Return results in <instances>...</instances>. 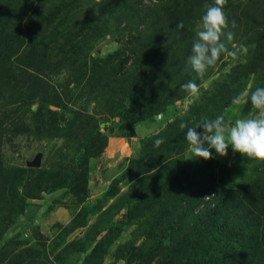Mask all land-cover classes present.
Returning <instances> with one entry per match:
<instances>
[{
	"label": "rangeland",
	"instance_id": "374dc122",
	"mask_svg": "<svg viewBox=\"0 0 264 264\" xmlns=\"http://www.w3.org/2000/svg\"><path fill=\"white\" fill-rule=\"evenodd\" d=\"M136 1L139 0H133ZM213 2L190 0L185 8H173L169 3L165 5L164 0H140L138 7L144 18H148L143 20L130 13L132 0H0V46L8 36L17 37L12 50L9 48L11 55L0 66V79H3L0 81V122L16 115L15 124L7 130L0 145L3 168H43L52 178L63 179L70 161L55 153L67 141L62 137L49 138L44 132L55 117L65 124L75 119L76 113L80 120V114H95L94 99L99 96L97 80H87L90 69L84 71L87 74L81 82L73 78L74 69H79L82 59L96 65L94 57L98 62L110 58L113 65L118 64L123 70H134L129 97L124 101L129 111L135 110L133 114L136 112L133 105L140 111L149 103L156 107L166 102L167 106L164 112L157 113L154 121L135 123L130 119L119 126V118H116L103 126L102 132L109 142L99 157L88 161L90 179L84 203H77L76 196L70 191L64 192L65 188H42L41 195L30 194L24 181H20L17 189L24 199V211L11 218L9 212L14 214V209H8V216L0 213V264H19L18 258L28 253L36 255L35 264H83L102 238L104 243L100 242L101 250L91 264L169 263L156 254L155 245L162 238L161 248L172 246L173 237L178 243L182 242L179 230L174 234L169 231L174 217H162L160 223L157 218L159 224L154 227L151 223L155 212H148L152 210L150 207L140 218L130 209L132 203L125 198L132 184L129 178L113 181L121 177L129 159L138 154L150 135L177 119L179 128L194 104L199 121L195 125L204 118L215 119L220 115L232 124L237 119L259 115L250 102V94L257 87H264V45L260 28L253 25L246 10L235 19L232 18L234 11L230 12L232 7L228 10L227 5L224 6L229 21L235 20L236 24L235 28L230 26L226 30L234 34L231 41L221 38L232 54H222L203 77L187 63L201 27L203 6ZM96 19L99 24L95 28L91 26L88 31L89 28L82 27L84 20ZM4 21H8V29ZM180 22L184 25L182 29L177 28ZM20 43L23 45H16ZM70 55L75 65L68 64ZM172 63L179 65L177 78L181 79L175 81L174 77L164 75L152 86L147 102L135 101L139 84H146L162 68L166 72ZM231 80L235 81L228 95L231 97H219L218 87ZM188 81L199 85L198 96L182 90L181 86ZM123 86L120 83L116 87ZM35 90L40 91L46 102L33 96ZM162 91L167 97L161 93L157 98L155 93ZM238 96L240 101L234 103ZM84 105L87 107L82 108ZM76 125L81 126L78 122ZM87 129L86 123L81 132L78 130L79 135ZM132 132L134 136H125ZM111 138L119 139V143L115 145ZM184 141L180 164L189 169L204 159L195 157L185 137ZM39 152L42 153L41 165H29ZM212 156L207 161L214 165L218 184L236 186L264 179V161L234 153L231 147L226 157L217 155L214 149ZM202 178L197 175L198 182H202ZM113 183L116 189L110 191ZM94 204L99 210H93ZM86 207L92 208L81 214ZM191 226H184L182 230L186 232ZM65 249L67 253L62 254ZM181 251L186 254L188 249ZM209 264L214 262L210 260Z\"/></svg>",
	"mask_w": 264,
	"mask_h": 264
},
{
	"label": "trees",
	"instance_id": "16d2710c",
	"mask_svg": "<svg viewBox=\"0 0 264 264\" xmlns=\"http://www.w3.org/2000/svg\"><path fill=\"white\" fill-rule=\"evenodd\" d=\"M139 1L135 3L132 0L129 11L136 19L147 20L148 18H144L145 16L142 15L141 9L138 7ZM189 1L164 0L165 5L169 3L173 8H182V6L185 8ZM227 3L226 8L229 10L232 7L230 12L234 11L232 18L241 17L243 10L248 12L253 25L260 28L264 45V0H257L255 3L248 0H239V2L238 0H229ZM27 11L28 9L24 11V14H27ZM156 12L157 10L154 11V13ZM91 20L87 22L84 20L82 27L89 28L87 29L89 31L91 26L92 28L98 26V19L93 22H90ZM1 22L2 20H0ZM4 26L6 29L9 28L8 21H4ZM16 38L8 36L4 45L0 46V66L11 55L9 48L14 45ZM94 58L97 61L96 65L82 59L79 69L78 67L74 69L73 78L76 82H81L84 75L87 74L84 71L90 69L87 80L89 82L97 80L95 85L99 96L94 99V102L97 103L94 113L99 116L93 113H84L80 114L82 116L80 120L79 113H76V118L66 121L65 124L62 119L55 117L44 132V136L49 138L62 137L67 141L66 145L64 143L65 146L59 147L55 153V156L59 155L70 161L67 160L70 167L65 170L63 179L52 178L49 171L43 168L5 169L2 167L0 159L1 214L8 216L6 215L9 212L8 209H14V214L9 212L8 217L11 218L24 211V199L17 189L20 181H24L30 194L33 192L40 194L42 188H65L64 192L70 191L76 196L77 203H84L88 197L86 184L90 179L87 168L88 161L93 157H99L109 142V138L102 132L103 126L112 122L110 119L116 118H119V126L130 119L135 123L154 121L158 112L161 113L167 109L166 102L162 106L159 104L156 107L149 103L143 111L132 104L136 108V112L133 114L135 110L129 111L124 101L129 97V86H131L134 70H123L119 68L118 64L113 65L110 58L100 59L101 62H98L97 57ZM73 60L70 55L68 64L75 65L76 62ZM178 67L179 65L172 63L171 66H167L166 72L162 71V68L148 79L146 84H139L135 91V93L138 92L135 101L147 102L151 98L152 86L164 75L170 78L174 77L175 81L181 79L177 78V73L181 70ZM234 82L231 80L230 83L218 87L219 97L230 98L231 95L229 97L228 95L232 91ZM120 83L124 86L117 88V84ZM161 93L165 92L155 93L157 98ZM40 94L39 90H35L33 96L46 102V99ZM163 95L164 98L167 97L166 94ZM196 107L195 104L190 107L188 115L183 121L189 126H195V123L199 122L195 115ZM15 117L16 115L8 116L5 121L3 119L0 122V145L3 144L7 130L15 124ZM76 122L81 125L80 128L77 127ZM86 123L88 129L86 132L83 131L80 136L78 130L81 132ZM185 133L186 129L182 131L180 127L178 128L177 119L159 132L150 135L144 141L138 154L129 159L121 177L113 181L117 183L120 179L129 178L132 184L125 198L129 203H132L130 209L140 218L147 213H144V210L150 207L152 210L148 212H155L151 223L155 224L154 227L158 226L162 217H174L169 223L171 228L169 231L174 234L179 230L182 242L178 243L173 237L172 246L161 248L163 238L158 239L159 242L155 245L156 254L164 257L169 262L168 264H209L210 260L214 264H264V179L242 185L227 186V184L217 183L214 177V165L210 161L200 160L191 168H185L183 164H180L179 156L184 148ZM134 135L135 132H132L125 136L129 138ZM157 139L164 141L159 147L155 146ZM197 175L200 178L203 177L202 182H198ZM114 189H116V184L113 183L110 191ZM212 191L216 193H212ZM211 194L213 198L207 201L206 195ZM91 208H83L81 214L87 213ZM97 209L99 210L96 204L93 210ZM157 218H159V223ZM188 225L192 226L184 232L182 227ZM103 239L97 241L93 250L84 259L83 264H91L97 258L95 255L101 250L100 242ZM107 242L110 241L107 240ZM182 249H188V252L183 254ZM66 253L67 249L63 250L62 254ZM180 254H183V257ZM29 257L32 259H27ZM35 258L36 255L28 253L19 257L17 262H20L19 264H35Z\"/></svg>",
	"mask_w": 264,
	"mask_h": 264
},
{
	"label": "clouds",
	"instance_id": "9594fccd",
	"mask_svg": "<svg viewBox=\"0 0 264 264\" xmlns=\"http://www.w3.org/2000/svg\"><path fill=\"white\" fill-rule=\"evenodd\" d=\"M226 4L227 0H214L213 3H206L203 6L205 11L201 18V27L196 33L192 54L187 60L188 65L199 77H203L222 54H232L221 39L226 37L228 41H231L234 34L226 30L230 26L236 27L235 20L229 21L224 11ZM183 27V22L177 25L178 29ZM181 87L190 95H199V85L195 81H188ZM239 101V96L233 100L234 103ZM250 102L258 110L259 115L237 119L234 124L226 122L223 115L215 119L204 118L195 126L181 122L179 127L182 131L186 129L185 139L193 155L208 160L213 158L212 150L214 149L217 155L226 157L231 147L234 153L264 161V87H257L251 92ZM197 129L202 131L198 132ZM163 142L157 139L155 146L159 147Z\"/></svg>",
	"mask_w": 264,
	"mask_h": 264
},
{
	"label": "water",
	"instance_id": "95a60500",
	"mask_svg": "<svg viewBox=\"0 0 264 264\" xmlns=\"http://www.w3.org/2000/svg\"><path fill=\"white\" fill-rule=\"evenodd\" d=\"M41 160H42V153L39 152L37 153L36 157L29 161L28 164L31 165V166H40L41 165Z\"/></svg>",
	"mask_w": 264,
	"mask_h": 264
},
{
	"label": "crops",
	"instance_id": "0c3cea01",
	"mask_svg": "<svg viewBox=\"0 0 264 264\" xmlns=\"http://www.w3.org/2000/svg\"><path fill=\"white\" fill-rule=\"evenodd\" d=\"M111 142H113L116 145V144L119 143V139H117V138H111Z\"/></svg>",
	"mask_w": 264,
	"mask_h": 264
},
{
	"label": "built area",
	"instance_id": "2783aa9c",
	"mask_svg": "<svg viewBox=\"0 0 264 264\" xmlns=\"http://www.w3.org/2000/svg\"><path fill=\"white\" fill-rule=\"evenodd\" d=\"M213 198L212 194L211 195H206V200L210 201Z\"/></svg>",
	"mask_w": 264,
	"mask_h": 264
}]
</instances>
